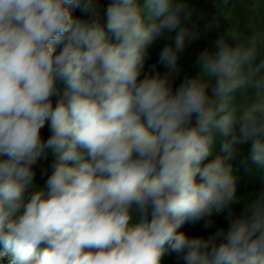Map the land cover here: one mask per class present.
Wrapping results in <instances>:
<instances>
[{"label": "clouds", "instance_id": "obj_1", "mask_svg": "<svg viewBox=\"0 0 264 264\" xmlns=\"http://www.w3.org/2000/svg\"><path fill=\"white\" fill-rule=\"evenodd\" d=\"M237 6L218 0L208 17L189 0H110L103 24L99 0H0V244L12 264H161L166 246L183 264H264V189L238 198L231 163L250 145L264 167V0L244 5L246 28ZM201 23L225 26L173 88ZM169 37L168 74L142 76L148 47ZM214 129L222 154L204 163ZM225 212L227 230L207 239L177 231Z\"/></svg>", "mask_w": 264, "mask_h": 264}, {"label": "rangeland", "instance_id": "obj_2", "mask_svg": "<svg viewBox=\"0 0 264 264\" xmlns=\"http://www.w3.org/2000/svg\"><path fill=\"white\" fill-rule=\"evenodd\" d=\"M222 2V0H220ZM230 4L236 5L237 0H229ZM253 0H238V6L235 8V15L238 19V22L242 28H246V24L248 21L249 13L245 9L244 5L251 4ZM110 3V0H99L100 4V20L101 23L106 24V16L105 10ZM189 3L196 8L197 13H205L208 17H211L216 12V5L218 0H189ZM73 15L76 17H80L83 14L79 10H74ZM259 19V15L256 17ZM255 23V20L252 21ZM225 25L222 24L221 28H213L211 30H204V25L201 23L199 25L201 29V36L189 44L185 50L180 54V60L178 62V71L172 73L169 76L170 82L173 85V88L178 87L180 83H182L187 78L195 77L199 73V67L195 64L196 57L199 53L206 49L211 48L214 40L221 34L223 27ZM171 42V37L167 39H161L155 41L152 45L148 47V58L145 62V67L143 74H149V70L152 68V65L156 67L152 69L151 74H155V72H159L162 76L168 74V70L158 62L159 54L165 44ZM142 78V77H141ZM56 98L53 97V103L55 104ZM48 123L46 122L44 128L41 129V138L42 140H47V138L51 135V132L48 127ZM213 143L211 145V152L204 163H208L215 159L214 149L218 148L221 150L222 143L226 139L219 130H213ZM249 148L250 145H243L241 147L240 155L236 157L233 161H231L233 166V175L236 178V189H237V197L243 198L250 193L257 192L261 189H264V167H260L254 164L249 158ZM48 153V152H47ZM4 157H0L3 159ZM51 158L47 156H43L40 158L37 163L34 165L35 179L34 185L38 188H43L45 186V182L52 173V168L50 169L52 162H50ZM242 163V161H245ZM234 214L239 215L243 210L242 203H236L233 206ZM227 213H223L221 215H213V226L209 228H205L204 221H200L196 224L185 223L181 228H179L178 232H184L189 237H203L207 239L211 236L217 229L224 228L227 230L228 228V220L226 219ZM134 218V222H135ZM12 254L8 252L2 244H0V264H12ZM161 264H183V261L178 260L177 254L172 252L170 248H167L165 254L161 258Z\"/></svg>", "mask_w": 264, "mask_h": 264}, {"label": "trees", "instance_id": "obj_3", "mask_svg": "<svg viewBox=\"0 0 264 264\" xmlns=\"http://www.w3.org/2000/svg\"><path fill=\"white\" fill-rule=\"evenodd\" d=\"M213 151H215L214 152V156L215 157H217L218 155H221L222 153H221V150L220 149H218V148H216V149H214ZM47 156H49L50 158H51V160H50V162H52L53 163V161H54V159H55V157L52 155V153L50 152V151H48V153H47V155H46V158H47ZM43 157V156H42ZM41 157V158H42ZM52 165V164H51ZM49 168L51 169L52 167L51 166H49ZM53 171V170H52ZM49 174H51L50 172H48Z\"/></svg>", "mask_w": 264, "mask_h": 264}]
</instances>
